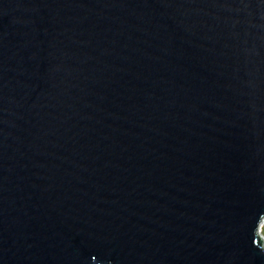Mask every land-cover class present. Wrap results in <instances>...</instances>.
Segmentation results:
<instances>
[{"label":"water","instance_id":"1","mask_svg":"<svg viewBox=\"0 0 264 264\" xmlns=\"http://www.w3.org/2000/svg\"><path fill=\"white\" fill-rule=\"evenodd\" d=\"M264 0H0V264H264Z\"/></svg>","mask_w":264,"mask_h":264},{"label":"rangeland","instance_id":"2","mask_svg":"<svg viewBox=\"0 0 264 264\" xmlns=\"http://www.w3.org/2000/svg\"><path fill=\"white\" fill-rule=\"evenodd\" d=\"M260 234L264 238V219L262 220L260 224Z\"/></svg>","mask_w":264,"mask_h":264}]
</instances>
